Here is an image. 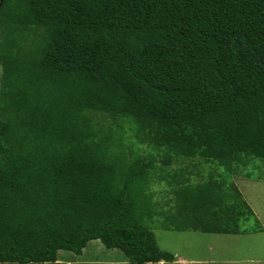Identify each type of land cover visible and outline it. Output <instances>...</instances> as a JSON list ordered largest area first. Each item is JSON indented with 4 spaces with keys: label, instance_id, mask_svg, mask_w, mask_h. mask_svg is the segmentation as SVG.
<instances>
[{
    "label": "trees",
    "instance_id": "trees-1",
    "mask_svg": "<svg viewBox=\"0 0 264 264\" xmlns=\"http://www.w3.org/2000/svg\"><path fill=\"white\" fill-rule=\"evenodd\" d=\"M0 67V263L93 239L173 261L154 222L247 232L232 175L264 160V0H0ZM195 157L216 169L192 182L172 166Z\"/></svg>",
    "mask_w": 264,
    "mask_h": 264
},
{
    "label": "rangeland",
    "instance_id": "rangeland-1",
    "mask_svg": "<svg viewBox=\"0 0 264 264\" xmlns=\"http://www.w3.org/2000/svg\"><path fill=\"white\" fill-rule=\"evenodd\" d=\"M1 73V67H0ZM145 146L141 151L145 152ZM174 164L173 168L187 166L192 182L207 178L216 169L195 157ZM233 182L240 189L242 196L253 210L255 217L242 222L245 233H207L195 230L176 231L164 229L159 222H154L152 230L161 249L173 253V261L148 262L146 264H264V160L254 158L243 168L241 174L232 175ZM154 199L161 206L169 207L171 194L164 182H155L152 186ZM257 225L259 229H255ZM0 264H127L121 250L107 248L98 239L88 241L80 254L73 251L58 250L55 262H2Z\"/></svg>",
    "mask_w": 264,
    "mask_h": 264
},
{
    "label": "crops",
    "instance_id": "crops-1",
    "mask_svg": "<svg viewBox=\"0 0 264 264\" xmlns=\"http://www.w3.org/2000/svg\"><path fill=\"white\" fill-rule=\"evenodd\" d=\"M162 262H164V261H160L159 263H162Z\"/></svg>",
    "mask_w": 264,
    "mask_h": 264
},
{
    "label": "built area",
    "instance_id": "built-area-1",
    "mask_svg": "<svg viewBox=\"0 0 264 264\" xmlns=\"http://www.w3.org/2000/svg\"><path fill=\"white\" fill-rule=\"evenodd\" d=\"M181 264H184L183 262H181Z\"/></svg>",
    "mask_w": 264,
    "mask_h": 264
}]
</instances>
